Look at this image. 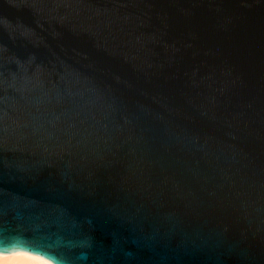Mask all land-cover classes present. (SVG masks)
I'll return each mask as SVG.
<instances>
[{"label":"water","instance_id":"water-1","mask_svg":"<svg viewBox=\"0 0 264 264\" xmlns=\"http://www.w3.org/2000/svg\"><path fill=\"white\" fill-rule=\"evenodd\" d=\"M0 250L264 264V0H0Z\"/></svg>","mask_w":264,"mask_h":264},{"label":"bare ground","instance_id":"bare-ground-1","mask_svg":"<svg viewBox=\"0 0 264 264\" xmlns=\"http://www.w3.org/2000/svg\"><path fill=\"white\" fill-rule=\"evenodd\" d=\"M0 264H52L47 260L23 253L13 251H1L0 250Z\"/></svg>","mask_w":264,"mask_h":264}]
</instances>
